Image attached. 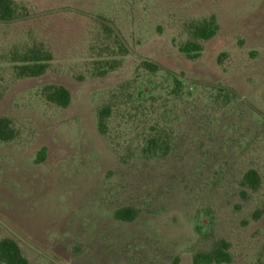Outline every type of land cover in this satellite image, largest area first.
<instances>
[{"label":"rangeland","instance_id":"374dc122","mask_svg":"<svg viewBox=\"0 0 264 264\" xmlns=\"http://www.w3.org/2000/svg\"><path fill=\"white\" fill-rule=\"evenodd\" d=\"M13 1L19 19L0 22V118L19 135L0 142V241L30 264H193L224 240L231 264H264V0ZM212 16L219 31L201 56L181 53ZM35 46L51 66L19 79L15 55ZM51 85L70 92L68 108L46 100ZM152 138L169 153L149 155ZM251 169L255 193L242 186ZM125 208L139 217L117 220Z\"/></svg>","mask_w":264,"mask_h":264},{"label":"trees","instance_id":"16d2710c","mask_svg":"<svg viewBox=\"0 0 264 264\" xmlns=\"http://www.w3.org/2000/svg\"><path fill=\"white\" fill-rule=\"evenodd\" d=\"M20 13L18 5L13 0H0V22L11 23L19 19ZM104 29L113 34L112 29ZM219 31V25L216 18L212 16L197 24L191 26L192 41L187 42L180 47V52L191 59H198L203 52L201 41L207 42L212 40ZM118 54L125 57L128 50L118 42ZM15 61L18 65L15 67L16 75L19 79L39 78L44 76L49 70L53 61V54L43 46H35L27 49L22 54L15 55ZM122 65L121 60H114L108 63V69H103L100 76L107 75L110 71L118 70ZM143 68L151 73L160 71L159 66L144 62ZM182 88L181 81L175 79V89ZM46 100L60 108H68L71 104L72 97L70 92L62 86H47L43 90ZM111 114L110 108H104L99 112L98 128L101 134L107 132V118ZM18 131L14 128L13 122L9 118H0V142H11L18 137ZM47 150L43 148L36 159L37 163H43L46 160ZM147 152L151 156H157L159 152L163 155L169 153V146L162 147L160 138H152L147 146ZM262 185V179L259 173L254 170H248L243 177L242 186L253 193L257 192ZM242 198L246 199L248 193L242 192ZM261 212L257 211L254 215L255 220H259ZM115 217L122 222H134L139 217V211L132 208L121 209L116 212ZM230 244L224 240L218 241L210 253H199L194 256L193 264H231L232 256L229 252ZM0 264H30L23 255L18 243L10 238L0 241Z\"/></svg>","mask_w":264,"mask_h":264}]
</instances>
